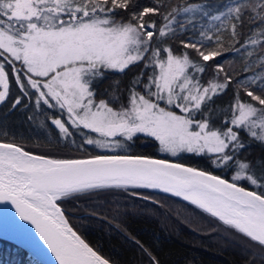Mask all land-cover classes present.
<instances>
[{"label":"snow or ice","instance_id":"1","mask_svg":"<svg viewBox=\"0 0 264 264\" xmlns=\"http://www.w3.org/2000/svg\"><path fill=\"white\" fill-rule=\"evenodd\" d=\"M212 9L218 14L210 15ZM118 10L126 16L118 17ZM197 16L218 23H200L197 40L180 38L184 49L200 57L194 60L187 51H174L168 41L195 32ZM246 23L254 27L241 43ZM228 51L243 57L244 71H261L236 82L233 101L221 107L217 98L232 88L233 77L221 63L206 62ZM5 53L0 104L10 94L8 64L23 96H35L37 110L41 105L59 110L58 117L48 119L65 140L79 133L83 144L117 153L143 135L157 141L164 153L208 156L217 168L234 170L229 181L146 156L54 159L0 142V204H11L21 220L34 226L58 264H109L77 235L58 203L105 189H159L181 197L264 248V158L241 159L247 145L240 135L264 145V0H185L177 6L171 0H152V5L140 0H0V56ZM141 63L126 104L118 81L106 90L108 99L97 100L94 85L106 73H125ZM211 67L215 75L202 83ZM241 90L250 101L241 99ZM20 104L16 98L11 106Z\"/></svg>","mask_w":264,"mask_h":264},{"label":"trees","instance_id":"2","mask_svg":"<svg viewBox=\"0 0 264 264\" xmlns=\"http://www.w3.org/2000/svg\"><path fill=\"white\" fill-rule=\"evenodd\" d=\"M185 0H171L172 6L182 5ZM189 3L205 2V0H187ZM210 4H222L223 0H207ZM141 5H152V0H140ZM218 14L215 9L210 15ZM118 17L126 14L117 11ZM157 24L162 23L160 16H153ZM183 20L184 17H179ZM205 27L210 17L203 20L197 16V30L185 31L176 39L169 40L168 45L177 53L187 51L194 60L200 57L194 49H184L180 38L191 37L199 39V24ZM191 27V26H190ZM245 24L240 36V42L251 33ZM225 39H228L225 34ZM239 48L240 44L235 45ZM221 63L224 70L233 77V86L223 96L217 98V104L227 107L233 101L235 83L250 78L261 69L254 67L252 71H244L246 64L238 53L228 51L213 61L206 62L215 65ZM17 65V62H16ZM143 70L142 63L133 65L125 73L108 72L105 78L96 83L97 100L108 99V92L118 81L119 95L126 102L132 79ZM215 67L208 68L203 74L202 83H206L215 75ZM222 78V74H221ZM145 82L147 76L144 77ZM13 81V79H12ZM11 81V87L14 83ZM15 88V87H14ZM142 90V85L137 86ZM10 102L5 108L0 105V142L14 143L34 155H42L54 159L88 158L87 152L98 155L92 149L84 150L73 142L61 137L59 130L51 124V116L56 112L41 105L35 108L33 95L23 97L14 89L10 91ZM20 98L21 104L13 108L14 99ZM241 99L250 101L243 90ZM252 103H257L251 101ZM118 107V105H113ZM32 117V119H29ZM58 117V116H57ZM247 147L243 150L241 159L256 160L262 158L264 145L251 138L243 139ZM159 143L140 135L134 141L128 142L127 151L116 154L140 155L161 158L157 149ZM211 159V157L206 158ZM174 161V160H171ZM175 163L198 168L219 175L231 181L233 169L227 171L212 170L206 164L177 158ZM241 186L253 190L246 181H238ZM99 191V190H97ZM94 196H78L58 202L62 207L70 226L86 243L112 264H264V248L251 241L235 230L224 226L216 218L202 212L195 206L187 204L176 197L155 193L143 189H105ZM0 264H36L21 247L0 241Z\"/></svg>","mask_w":264,"mask_h":264},{"label":"water","instance_id":"3","mask_svg":"<svg viewBox=\"0 0 264 264\" xmlns=\"http://www.w3.org/2000/svg\"><path fill=\"white\" fill-rule=\"evenodd\" d=\"M155 159L164 160V158ZM167 161L174 162L171 160ZM143 190L154 191L155 193L159 192L165 194L166 196H173L172 194L164 193L159 189ZM173 197H176L177 200L179 199L186 202L188 205L190 204L188 201H185L181 197ZM1 240L21 247V250L26 252L27 255L32 258V262H35L36 264H58V261H56L55 256L52 254L51 250L48 249L47 245H45L44 242L40 239L39 234L36 232L34 226L27 221L21 220L19 215L16 213L15 208L11 204H0V241ZM109 264L112 263L109 262Z\"/></svg>","mask_w":264,"mask_h":264},{"label":"rangeland","instance_id":"4","mask_svg":"<svg viewBox=\"0 0 264 264\" xmlns=\"http://www.w3.org/2000/svg\"><path fill=\"white\" fill-rule=\"evenodd\" d=\"M5 55H8V54L5 53ZM162 55H164V54L162 53ZM16 66L19 67V62H17ZM29 91L32 92L33 90H29ZM126 103H127V100H126L125 104ZM162 106H163V104H162ZM52 110L56 112L57 116L60 115V112H59L58 109H52ZM176 111L178 112V110H176ZM65 119H66V117H65ZM73 131L75 132V130H73ZM84 132H85L86 135H92V136L95 135L93 133H89L87 130H84ZM240 135H241V138H243V139H245V138L248 139V140L250 139V137L248 135H246L244 132H241ZM141 136H142V138L145 137L143 135H141ZM146 138H150V139H152L154 141V139L151 138V137H146ZM73 140L75 141L73 144H75L76 141H77V143L75 145H78L81 149L90 150V151H92V149H93L96 152V154H98V155H102V154H116V153H107V152H105V150L99 149V148H97L94 145L83 144V136H81L79 133H76L72 138L68 139V142H72ZM64 141H65V139H64ZM127 145H128V142H127ZM124 150L125 149L122 148V149H119L117 152H121L122 153ZM157 153H159V157L164 158V160L167 159V160L176 161L177 158H183L186 161L190 160V161H193V162H196V163L199 162V163H204L206 165H210L211 166L210 168H212L214 166L215 168H212V170H217L216 166L212 163V160L211 159H208V160L206 159L207 156H198V155L191 154V153H180L177 156H172V155H170L168 153H164V152L160 151V147L157 149ZM87 154H88L87 156H95V155L90 154L89 152H87ZM262 158H264V152H262ZM217 171L229 172V171H227V168H219ZM233 174H234V172H233ZM230 179H232V175H231ZM249 186L251 187V185H249ZM101 192L102 191H100V190L99 191L95 190V191H93L91 193L80 195V196L81 197H83V196H94V195L100 194ZM71 199H73V198H71Z\"/></svg>","mask_w":264,"mask_h":264},{"label":"flooded vegetation","instance_id":"5","mask_svg":"<svg viewBox=\"0 0 264 264\" xmlns=\"http://www.w3.org/2000/svg\"><path fill=\"white\" fill-rule=\"evenodd\" d=\"M7 55H5L4 54V56H0V63H4L5 62V57H6ZM6 66V68L9 70V75H10V91H12L13 89H14V92L15 91H17L20 95H22L23 96V94L20 92V90H19V88H18V86L15 84V82H14V74L11 72V66L10 65H8V64H6L5 65ZM12 79H13V81H12ZM11 81H12V83H14V87H11L12 85H11ZM11 94V93H10ZM10 94H9V97H8V99L5 101V103L4 104H0V105H3V107L5 108V105L7 106L8 104H9V102H10V100H11V98H10ZM23 97H25V96H23ZM26 98V97H25ZM207 168L209 167H211L210 165H207L206 166ZM212 168H215L214 166L212 167ZM216 169L218 170L219 168H217L216 167Z\"/></svg>","mask_w":264,"mask_h":264}]
</instances>
